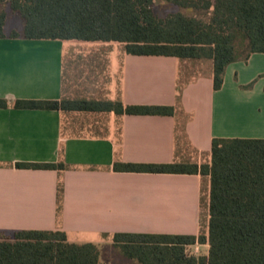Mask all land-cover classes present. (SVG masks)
<instances>
[{
  "label": "crops",
  "instance_id": "obj_1",
  "mask_svg": "<svg viewBox=\"0 0 264 264\" xmlns=\"http://www.w3.org/2000/svg\"><path fill=\"white\" fill-rule=\"evenodd\" d=\"M0 38V231H63L69 242L117 233L199 235L205 176L116 172V162L198 164L214 138L264 139V53L227 66L128 54L119 42ZM252 89H249L250 85ZM17 100L120 101L173 116L20 109ZM17 163H63L23 169ZM205 190V189H204ZM209 206L210 180L206 183ZM6 235V234H5ZM125 258L130 259L126 256ZM137 261V260H136ZM138 264H140L137 261Z\"/></svg>",
  "mask_w": 264,
  "mask_h": 264
},
{
  "label": "trees",
  "instance_id": "obj_2",
  "mask_svg": "<svg viewBox=\"0 0 264 264\" xmlns=\"http://www.w3.org/2000/svg\"><path fill=\"white\" fill-rule=\"evenodd\" d=\"M182 12L158 15L154 0H0V38L5 6L23 21L11 38L119 42L128 54L208 59L214 89L229 64L264 53V0H166ZM252 85V84H251ZM250 85V86H251ZM0 99V108L8 107ZM15 108L117 115L173 116L175 107L125 105L120 101L17 100ZM23 169L63 170V163H17ZM116 172L209 177L208 236L117 233L115 247L140 264H264V139L214 138L208 164L116 162ZM208 244V256H189L188 245ZM0 264H103L93 243L69 242L63 231H0Z\"/></svg>",
  "mask_w": 264,
  "mask_h": 264
},
{
  "label": "rangeland",
  "instance_id": "obj_3",
  "mask_svg": "<svg viewBox=\"0 0 264 264\" xmlns=\"http://www.w3.org/2000/svg\"><path fill=\"white\" fill-rule=\"evenodd\" d=\"M154 11L160 15L165 16L171 12H182L187 16L200 15L201 13H196L192 10L182 9L172 3L167 2L166 0H154L153 4ZM4 10L7 13V19L5 24V32L10 33L13 30L21 32L23 29V21L19 17V15L13 13L9 6H5ZM202 15V14H201ZM253 85L249 87L252 89ZM210 162V157H206L205 161L201 164H208ZM209 177H205L204 179V189H203V205L201 211V226H200V234H204L208 236L209 231V206L206 200V183L208 182ZM6 237L12 238L14 233H5ZM102 259L110 258V264H138L136 260H129L124 257L122 251L114 246H108L107 243H104L100 246ZM209 245L208 244H195L188 245L186 247V252L189 256H208Z\"/></svg>",
  "mask_w": 264,
  "mask_h": 264
}]
</instances>
